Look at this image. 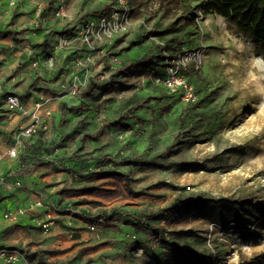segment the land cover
<instances>
[{
	"label": "rangeland",
	"instance_id": "1",
	"mask_svg": "<svg viewBox=\"0 0 264 264\" xmlns=\"http://www.w3.org/2000/svg\"><path fill=\"white\" fill-rule=\"evenodd\" d=\"M175 58L194 104L157 82ZM0 188V242L34 264H264V42L198 0H0ZM39 200L61 205L48 231L4 219Z\"/></svg>",
	"mask_w": 264,
	"mask_h": 264
},
{
	"label": "built area",
	"instance_id": "2",
	"mask_svg": "<svg viewBox=\"0 0 264 264\" xmlns=\"http://www.w3.org/2000/svg\"><path fill=\"white\" fill-rule=\"evenodd\" d=\"M187 53H191L190 50L187 51ZM181 57V55L179 56ZM173 65L168 67V72L165 77H156L158 84L163 85L166 89H168L172 93L180 94L181 98L186 103H196L198 100L195 87L189 82L187 77L181 75L179 73V69H188V65H183V61L179 60L177 58L173 59ZM151 76H154L156 74L155 70L150 71ZM78 89H76V92ZM7 106L8 109L11 111H24L25 109L23 106V102L21 101L20 97L18 95H10L7 98ZM37 108H40L41 104L37 105ZM39 119V118H38ZM40 124V122H37V124L31 126L29 129L26 130V132L21 133L22 136L31 135L32 133L37 132V126ZM17 144L19 146H16L14 149L11 150L12 156H17V154H20L21 147L23 146L22 141L20 140V137L18 138ZM59 153V149L56 150L55 155ZM49 162L58 165V161L52 157L46 158ZM58 163V164H57ZM27 168V165L24 164L21 167H18L15 170H12L9 172L4 178L1 180V184L5 185L8 190H15L21 186V182L19 180V177L23 173L24 169ZM12 181V182H11ZM61 205L56 202H50L49 204H45L44 201L39 200L35 202L33 205L30 206V209H23V208H16V209H10L5 212L4 219L6 221H12V222H18L23 216H25L27 210L35 211L37 209H41L42 216L40 218H35L36 224L41 227L43 230L48 231L52 226H55L57 224L58 218H63L61 216L60 212ZM66 217V216H65ZM69 229V233L71 234V237H73L76 232L74 229L70 228V226H67ZM97 226L93 225L90 226L91 230H95ZM0 264H34L33 260L29 257V254L27 251L18 248V247H7V246H0Z\"/></svg>",
	"mask_w": 264,
	"mask_h": 264
},
{
	"label": "trees",
	"instance_id": "3",
	"mask_svg": "<svg viewBox=\"0 0 264 264\" xmlns=\"http://www.w3.org/2000/svg\"><path fill=\"white\" fill-rule=\"evenodd\" d=\"M201 2V9L205 15L218 14L225 17L231 23L237 25L241 30L250 36L264 42V0H198ZM95 85V84H94ZM19 96V95H18ZM213 199H206L199 196L195 201L199 205L212 204ZM166 213L160 210L154 214L159 217L160 214ZM146 229H150L145 226ZM166 244L176 247L175 244L165 241ZM191 258L194 261L209 264L210 259L206 256L191 252Z\"/></svg>",
	"mask_w": 264,
	"mask_h": 264
},
{
	"label": "crops",
	"instance_id": "4",
	"mask_svg": "<svg viewBox=\"0 0 264 264\" xmlns=\"http://www.w3.org/2000/svg\"><path fill=\"white\" fill-rule=\"evenodd\" d=\"M52 96L49 94V95H47V96H44V98H46L45 99V101H43V103L46 105V102L51 98ZM33 101L32 102H28V108L29 109H34V106L36 105V103H38L37 101L39 100L40 101V97H37V96H34L33 98ZM34 105V106H33ZM28 122H30V118H27L26 120H24L23 121V123H27L28 124ZM14 126H17L16 124L14 125ZM13 139L15 138V137H12ZM36 138V137H35ZM25 140H27V139H24V141ZM34 142V141H33ZM46 141H44V143H45ZM5 145V147L6 148H8V151H9V146L7 145V143L6 144H4ZM23 147V149H22V151H25L26 153H24V154H26L28 157L26 158V156L24 155V154H22L21 155V160H25L24 162H22V163H26L27 161H29V159H41V150H39V152H37V150H35L34 148H32V149H30V151L28 150V151H26V148H27V145H23L22 146ZM21 147V148H22ZM11 149H13V148H11ZM29 152V153H28ZM43 152V151H42ZM9 153H10V151H9ZM23 158V159H22ZM27 160V161H26ZM29 168V167H28ZM29 171H31V170H29ZM23 174V173H22ZM32 175V176H31ZM31 177L30 176H28V180H30V179H32V183H35L36 185H37V188H38V186H40V187H43L45 184H46V182H51V180H52V178L55 176L54 175V173L52 172V169L50 168V166L49 165H47V166H43V167H38L37 168V172H31ZM54 178H56V177H54ZM22 179V178H21ZM20 180V179H19ZM1 192H2V188H0V194H1ZM49 192H50V194H52V193H54V191L50 188L49 189ZM5 195H3V197H4ZM55 200V199H54ZM5 204V203H4ZM4 213V212H3ZM64 218V217H63ZM65 218H70L69 216H66ZM61 222H64V224H70V221L69 220H61ZM82 222V221H81ZM74 224H76V226L78 225L79 227H82L83 225H81L80 223H75L74 222ZM67 229H68V227H67ZM0 246H7V247H12V245H9V244H3V243H1L0 242Z\"/></svg>",
	"mask_w": 264,
	"mask_h": 264
}]
</instances>
